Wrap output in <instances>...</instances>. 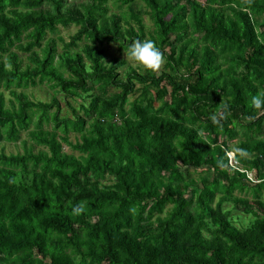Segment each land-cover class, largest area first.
Instances as JSON below:
<instances>
[{"label": "trees", "instance_id": "obj_1", "mask_svg": "<svg viewBox=\"0 0 264 264\" xmlns=\"http://www.w3.org/2000/svg\"><path fill=\"white\" fill-rule=\"evenodd\" d=\"M108 1L0 0V264H264V0ZM137 39L160 69L106 62Z\"/></svg>", "mask_w": 264, "mask_h": 264}, {"label": "rangeland", "instance_id": "obj_2", "mask_svg": "<svg viewBox=\"0 0 264 264\" xmlns=\"http://www.w3.org/2000/svg\"><path fill=\"white\" fill-rule=\"evenodd\" d=\"M67 3H80V2H85L87 0H66ZM46 6L49 5L48 1H46ZM108 9L110 13H120L121 10L124 12V17L121 21L122 27H129V25H127L125 23V20H127L130 24L133 25V27L137 28V24L135 23L134 20H132L131 18V14L128 11L127 6H123V7H119L117 3H112L111 0L108 1L107 3ZM137 9L139 11V13H141V17H142V22L144 24V30H145V34H146V38H149V34L152 32L153 30V23L151 18L149 17L148 13L146 12L147 9L146 7L143 5L142 2H140L139 4H137ZM78 26H76L75 24H71L67 27H64L62 25H59L58 30L54 33H47V38L54 37L56 40H58V38H62L65 41H69L70 36L72 34H74L77 30ZM102 47H104L105 51H106V62H109L111 60H113V58H116L118 60H122V59H126L127 64L124 65L123 67L119 68V72L122 74L123 71L127 68V66H132L134 68H136L137 70H141V64H139L137 61H135L134 59H132L130 56H127L126 53L128 51V49H123V50H119L118 49V45L116 43H104L102 45ZM24 57V56H23ZM162 66V65H161ZM160 69V68H159ZM137 88H140L141 85H136ZM4 95L6 97V99H9L11 96L9 94L8 91L3 90ZM24 92L26 94H28L29 98L32 100H42V101H49L51 99V96L54 93V90L48 86L47 84H42V85H38L36 87H29L27 89L24 90ZM138 95V92H135L134 94H131L129 96V101H132L136 96ZM78 101H82L81 98H77L75 100L71 99L69 100L70 104L72 106H74L75 108H78L79 104L77 103ZM129 105H127L128 107ZM62 107H65L66 110H64L65 112L68 111L70 112V108L67 106V101L64 100L62 101ZM26 135H22V138H25ZM28 139V137H26ZM72 140H74L73 135H71L70 137ZM66 150L68 152H70L68 147H65ZM4 150L6 153H10V152H17V151H22L23 147H22V143L21 141H17V142H8V141H2L0 142V151ZM229 157H233V153L229 152ZM247 176L253 177V172L252 171H248ZM256 182V181H255ZM237 193H239L238 191H236ZM239 194H245L248 195L249 197H251V191H248L247 193L245 192H240ZM263 196H264V190H263ZM242 221L246 222L247 219L246 218H242Z\"/></svg>", "mask_w": 264, "mask_h": 264}, {"label": "clouds", "instance_id": "obj_3", "mask_svg": "<svg viewBox=\"0 0 264 264\" xmlns=\"http://www.w3.org/2000/svg\"><path fill=\"white\" fill-rule=\"evenodd\" d=\"M132 59L137 61L143 67L151 70H157L165 61V55L157 43L152 39H137L133 41L126 53ZM252 105L261 109L264 107V92H258L251 97ZM85 211L84 203H78L71 209V214L79 215Z\"/></svg>", "mask_w": 264, "mask_h": 264}, {"label": "built area", "instance_id": "obj_4", "mask_svg": "<svg viewBox=\"0 0 264 264\" xmlns=\"http://www.w3.org/2000/svg\"><path fill=\"white\" fill-rule=\"evenodd\" d=\"M232 158V157H231ZM234 163H236V162H232V164H234Z\"/></svg>", "mask_w": 264, "mask_h": 264}]
</instances>
